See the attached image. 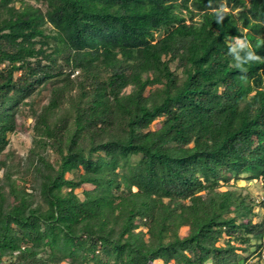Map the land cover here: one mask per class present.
<instances>
[{
  "label": "trees",
  "instance_id": "16d2710c",
  "mask_svg": "<svg viewBox=\"0 0 264 264\" xmlns=\"http://www.w3.org/2000/svg\"><path fill=\"white\" fill-rule=\"evenodd\" d=\"M46 87L0 264H262L264 0H0V153Z\"/></svg>",
  "mask_w": 264,
  "mask_h": 264
},
{
  "label": "rangeland",
  "instance_id": "374dc122",
  "mask_svg": "<svg viewBox=\"0 0 264 264\" xmlns=\"http://www.w3.org/2000/svg\"><path fill=\"white\" fill-rule=\"evenodd\" d=\"M30 1L33 2V0ZM155 34L158 36L159 33L156 32ZM48 96L49 90L46 87L39 94L32 96L33 99H28V103L20 104L16 127L13 131L7 133L8 143L0 153V191H4L5 202L12 200L11 185H14L15 188H25L29 192L33 191L35 176L33 175L32 165L37 156H45L50 161L56 159V155L50 148L42 147L40 143L35 141L34 137V115L38 112L41 105L47 101ZM30 162L33 163L31 164ZM6 174L10 175L9 182L4 178ZM262 182L263 179L247 180L240 177L231 188H241L243 193H249L254 202H260L264 197ZM84 187L87 188V185ZM77 192L81 196L80 189ZM260 207L257 205L254 209L255 212H258L254 220H257L260 216L264 218V208ZM261 262L264 264V247L261 250ZM60 264L70 263L61 261Z\"/></svg>",
  "mask_w": 264,
  "mask_h": 264
}]
</instances>
